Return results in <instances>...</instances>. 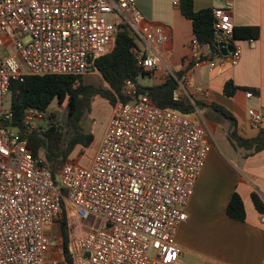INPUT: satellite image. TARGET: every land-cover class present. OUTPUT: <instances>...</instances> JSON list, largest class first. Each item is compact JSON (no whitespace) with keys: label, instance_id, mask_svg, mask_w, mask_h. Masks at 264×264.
Here are the masks:
<instances>
[{"label":"built area","instance_id":"obj_1","mask_svg":"<svg viewBox=\"0 0 264 264\" xmlns=\"http://www.w3.org/2000/svg\"><path fill=\"white\" fill-rule=\"evenodd\" d=\"M223 1L224 8H212V26L221 38L217 43L232 46L224 60L234 65L241 49L232 40V2ZM116 24L128 26L141 42L136 65L153 75L162 67L154 49L164 36L145 21L135 0H0V124L11 117L4 102L12 81L84 75L111 51ZM189 53L192 67L202 60L209 71L217 67L194 35ZM186 79L177 82L174 100L187 91ZM120 95L124 100L116 96L89 165L67 159L55 179L16 128L0 125V264H66L62 219L71 264L177 260L176 233L187 219L185 208L211 150L208 132L191 116L156 106L131 80L122 84ZM42 115L27 110L23 126L32 129ZM262 118L248 108L238 133L259 130ZM57 231L60 236L51 238Z\"/></svg>","mask_w":264,"mask_h":264},{"label":"crops","instance_id":"obj_2","mask_svg":"<svg viewBox=\"0 0 264 264\" xmlns=\"http://www.w3.org/2000/svg\"><path fill=\"white\" fill-rule=\"evenodd\" d=\"M135 1L145 21L161 28L164 36L160 47L154 49L161 55L162 67L147 78L152 84L178 74L177 82L187 78V91L182 90L181 96L191 102H214L225 107L238 128L245 126L246 110L253 108L262 114L260 129H264V0H231L233 26L256 27L259 34L252 41H233L241 49L234 65L223 58L219 64L218 56L208 58L217 66L211 71L205 60L192 67L191 22L182 15L180 3L174 6V0ZM224 7L223 0H192L194 11ZM227 80L238 88L232 97L223 94ZM198 90L208 96L203 98ZM246 91L252 92V98H245ZM197 112L199 116L195 118L206 128L211 150L185 208L187 219L178 227L175 239L181 251L173 264H264V222L260 221L264 213H258L251 200V193L256 192L264 204V150L243 158L228 142L218 118L211 117L210 113L206 115L203 110ZM110 115L111 110L102 131L93 135L91 145L95 144L96 148ZM257 133L258 130L247 129L242 136L251 138ZM234 192L242 200L244 221L231 219L226 214Z\"/></svg>","mask_w":264,"mask_h":264},{"label":"trees","instance_id":"obj_3","mask_svg":"<svg viewBox=\"0 0 264 264\" xmlns=\"http://www.w3.org/2000/svg\"><path fill=\"white\" fill-rule=\"evenodd\" d=\"M182 15L191 22L192 33L198 42L208 47L209 57L221 56L219 49L214 46L220 41V35L213 29L212 9L199 11L192 9V0H180ZM114 44L111 51L97 58L93 69L97 70L108 88L95 87L83 81V75H51L27 76L22 81H12L6 99H8L11 117L2 120L1 126L16 128L19 134L27 139V146L31 155L38 164L47 167L55 179L57 172L64 161L72 159L75 148L86 149L93 142L91 130L85 131L82 120L90 113L94 98L105 99L113 105L116 96L120 95L122 84L126 80L133 81L139 92H147L150 100L158 107L169 108L181 114L192 116L196 110H203L207 115L218 118L222 124L225 136L233 149L243 158L250 157L264 150V129H259L256 136L247 138L238 133L237 122L233 115L223 106L214 102L205 104L200 101L191 102L186 96L174 100L173 91L177 88L175 77L178 74L168 75L162 82L152 85H142L138 78H148L150 73L136 65L134 56L139 51L137 37L128 26L116 24ZM258 28L252 26L234 27L232 40H254L258 37ZM238 88L231 80L223 85V94L232 97ZM5 99V100H6ZM65 103L67 112L63 124L53 121V113L48 114L52 103ZM27 110L41 112L46 121L37 124L32 129L23 126L22 118ZM41 119V120H42ZM62 193L63 190L61 191ZM254 208L260 214L264 213V204L256 192L251 193ZM226 214L229 218L244 221L245 211L240 196L232 193L227 206ZM64 220H60L62 256L66 264H71L66 248V233Z\"/></svg>","mask_w":264,"mask_h":264},{"label":"rangeland","instance_id":"obj_4","mask_svg":"<svg viewBox=\"0 0 264 264\" xmlns=\"http://www.w3.org/2000/svg\"><path fill=\"white\" fill-rule=\"evenodd\" d=\"M137 45L140 49H143V45L139 40L136 41ZM83 81L86 84H92L95 87H101V88H108V85L104 82L103 78L99 74V72L95 69L89 70L87 73L83 75ZM138 82L142 85H148L152 84V81L147 78H138ZM9 107L8 99L4 102V108ZM112 109V105H110L105 99L96 97L93 99L91 103L90 113L82 120L81 124L85 131L91 130L93 135H97V133L102 131L103 129V123L106 118V116L110 113V110ZM67 112V107L65 103L57 104L56 102L52 103L50 107L48 108V114L53 113L54 118L53 121L57 122L58 124H63L65 115ZM197 110L194 115H192V119L197 120L195 117L199 116L197 115ZM48 114L44 117L42 120L37 122L34 126L37 124H42L44 121H46V118ZM209 121V119H208ZM206 125H208V122L205 121ZM96 150V145L93 144L90 147L86 149L81 148H75V150L72 153L73 159L75 158L78 160L77 162L81 166H87L91 160V157L93 156L94 152ZM71 214H74L71 212ZM57 236H60V232L57 231L56 233H50L51 238H55ZM55 245V240L52 241V246Z\"/></svg>","mask_w":264,"mask_h":264},{"label":"water","instance_id":"obj_5","mask_svg":"<svg viewBox=\"0 0 264 264\" xmlns=\"http://www.w3.org/2000/svg\"><path fill=\"white\" fill-rule=\"evenodd\" d=\"M214 46L219 49V52L223 59H225L227 54L232 51V46H225L224 43H215Z\"/></svg>","mask_w":264,"mask_h":264}]
</instances>
